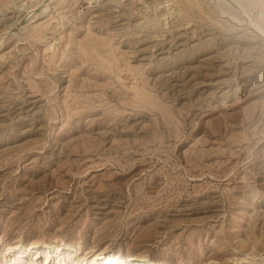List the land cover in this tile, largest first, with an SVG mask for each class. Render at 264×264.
<instances>
[{"label": "rangeland", "instance_id": "obj_1", "mask_svg": "<svg viewBox=\"0 0 264 264\" xmlns=\"http://www.w3.org/2000/svg\"><path fill=\"white\" fill-rule=\"evenodd\" d=\"M105 258L264 264V0H0V264Z\"/></svg>", "mask_w": 264, "mask_h": 264}, {"label": "bare ground", "instance_id": "obj_2", "mask_svg": "<svg viewBox=\"0 0 264 264\" xmlns=\"http://www.w3.org/2000/svg\"><path fill=\"white\" fill-rule=\"evenodd\" d=\"M40 248L41 247H39V249ZM44 249L47 251L48 248L45 247ZM103 262H105V264H156V263H154L152 261L144 260V259H137V260H134L132 262V261L124 260V259H120V258H105L101 262H99V261L95 262V263L93 262L92 264H102Z\"/></svg>", "mask_w": 264, "mask_h": 264}]
</instances>
